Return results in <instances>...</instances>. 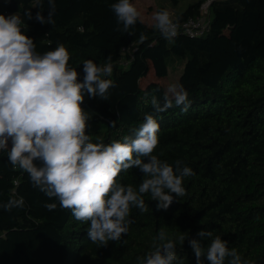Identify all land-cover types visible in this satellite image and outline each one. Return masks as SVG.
<instances>
[{"label":"trees","instance_id":"obj_1","mask_svg":"<svg viewBox=\"0 0 264 264\" xmlns=\"http://www.w3.org/2000/svg\"><path fill=\"white\" fill-rule=\"evenodd\" d=\"M169 1L177 7L183 0ZM207 1L192 3L174 21L196 17ZM115 2L55 0L54 25L24 15L31 9L33 17L38 11L47 17L48 0H0V14L19 13L40 53L63 43L81 82L83 61L103 64L111 56L109 79L115 86L109 99L86 94L82 105L91 116L87 134L93 142L133 135L151 113L160 125L153 154L173 165L182 160L195 175L184 179L186 195L167 210H158L145 194L148 211L133 207L129 233L102 247L88 239V224L33 187L26 173L13 169L7 152H0V203L13 195L25 200L23 209L0 208V264H138L137 257L153 250L162 227L176 241L177 264H196L188 238L201 239V230L227 240L243 259L264 264V0H214L211 30L196 40L182 34L166 40L141 17L129 32L117 31L122 25L111 9ZM179 65L178 85L189 92L191 106L186 113L173 106L157 114L144 98L162 100L161 81ZM151 74L154 79L145 83ZM142 179L135 168L118 176V182L137 190ZM45 203L57 208L49 211ZM209 242L202 241L205 247Z\"/></svg>","mask_w":264,"mask_h":264},{"label":"clouds","instance_id":"obj_2","mask_svg":"<svg viewBox=\"0 0 264 264\" xmlns=\"http://www.w3.org/2000/svg\"><path fill=\"white\" fill-rule=\"evenodd\" d=\"M48 5L47 17L41 11L33 17L31 9L24 15L28 20L54 25L55 0H48ZM111 9L118 26L122 25L117 31L129 32L140 19L133 0H117ZM153 18L164 39L177 36L179 24L167 9L157 11ZM22 24L19 13L0 14V152H7L13 169L26 173L33 187L49 200L58 201L60 208L70 210L77 221L88 224L87 237L93 244L106 247L110 241L120 242L133 223L131 209L148 211L145 194L157 202L158 210H167L186 195L184 179L195 173L182 160L173 165L153 154L160 125L151 113L133 135L107 144L93 142L87 134L91 116L82 105L86 94L109 99V89L115 86L109 79L113 74L111 56L103 64L83 61L81 82L63 43L40 53ZM144 39L141 33L140 40ZM144 100L157 114L173 106L186 113L191 106L189 92L175 83L166 88L162 100L156 95L149 100L147 94ZM132 168L143 175L138 190L118 182V176ZM24 207V198L15 195L0 203L5 211ZM44 207L53 211L57 203H45ZM197 235L201 239L188 238L196 264H204L205 258L209 264H255L243 259L236 248H229L221 236L208 230ZM185 239L184 235L178 237L181 244ZM205 239L210 241L207 247L202 243ZM152 249L137 257L138 264H177L176 241L163 227L153 238Z\"/></svg>","mask_w":264,"mask_h":264},{"label":"rangeland","instance_id":"obj_3","mask_svg":"<svg viewBox=\"0 0 264 264\" xmlns=\"http://www.w3.org/2000/svg\"><path fill=\"white\" fill-rule=\"evenodd\" d=\"M196 1L197 0H183L177 7H174L169 0H135L134 5H138L136 6L138 11L143 15L148 23L155 24V20L153 17L160 7H164L165 9H167L171 13L172 19L174 20L177 17H175V13L177 15L183 13L192 3ZM149 5L151 7H149ZM155 6H157L158 9H156ZM3 7L4 5L0 4V8L2 9ZM153 8H155V10ZM152 11H155V13L152 14ZM182 72V65L177 66V68H171L169 76L161 82H163L166 88L173 83L178 85ZM151 79H154L152 74L144 79L145 83H147Z\"/></svg>","mask_w":264,"mask_h":264},{"label":"built area","instance_id":"obj_4","mask_svg":"<svg viewBox=\"0 0 264 264\" xmlns=\"http://www.w3.org/2000/svg\"><path fill=\"white\" fill-rule=\"evenodd\" d=\"M214 0H208L201 8L196 17L190 18L184 22L178 23V34H182L190 39H200L206 36L211 30V4Z\"/></svg>","mask_w":264,"mask_h":264},{"label":"crops","instance_id":"obj_5","mask_svg":"<svg viewBox=\"0 0 264 264\" xmlns=\"http://www.w3.org/2000/svg\"><path fill=\"white\" fill-rule=\"evenodd\" d=\"M136 6H138V5H136ZM149 7H151V6L149 5ZM155 7H156V9H158L157 6H155ZM153 9L155 10V8H153ZM154 13H155V11H152V14H154ZM176 16H177V14L175 13V17H176ZM140 17L142 18L143 21L147 22L146 19L143 17L142 14L140 15ZM152 17H153V16H152Z\"/></svg>","mask_w":264,"mask_h":264}]
</instances>
